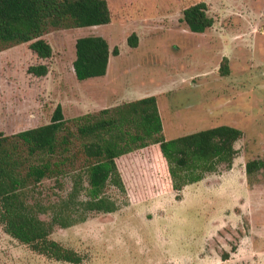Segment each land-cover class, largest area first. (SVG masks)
<instances>
[{"label":"rangeland","instance_id":"obj_1","mask_svg":"<svg viewBox=\"0 0 264 264\" xmlns=\"http://www.w3.org/2000/svg\"><path fill=\"white\" fill-rule=\"evenodd\" d=\"M109 24L51 29L54 48L40 59L29 43L0 50V132L15 134L51 121L61 104L66 118L157 95L167 138L228 124L243 130L233 165L180 192L158 190L146 155L118 159L127 194L121 207L97 213L51 237L83 256L78 264H264V171L246 163L264 157V0H108ZM205 2L214 19L204 32L183 11ZM138 35V45L128 38ZM103 35L111 49L106 75L80 80L76 40ZM228 57L230 74L220 64ZM46 63L36 76L31 65ZM52 194L54 181L46 182ZM67 187L71 183L66 184ZM0 264H74L34 251L0 224Z\"/></svg>","mask_w":264,"mask_h":264},{"label":"trees","instance_id":"obj_2","mask_svg":"<svg viewBox=\"0 0 264 264\" xmlns=\"http://www.w3.org/2000/svg\"><path fill=\"white\" fill-rule=\"evenodd\" d=\"M207 10L205 2L190 5L183 11V21L192 31L204 32L214 23ZM112 18L108 0H0V50L27 42L40 59H50L54 48L44 35L51 29L98 26ZM128 41L137 46L138 35L132 33ZM75 46L73 66L80 80L106 75L111 55L119 54L103 35L81 36ZM28 70L45 76L49 65L38 63ZM220 73L230 74L226 56ZM243 134L239 127L221 124L167 138L157 95L73 118H66L58 104L49 123L15 134L0 132V224L38 253L81 263V253L51 234L56 227H71L121 207L119 197L107 191L110 185L127 194L120 157L142 151L152 165L158 190L180 192L221 166L230 168ZM261 170L264 157L246 163L249 177ZM48 180L60 191L47 193Z\"/></svg>","mask_w":264,"mask_h":264}]
</instances>
